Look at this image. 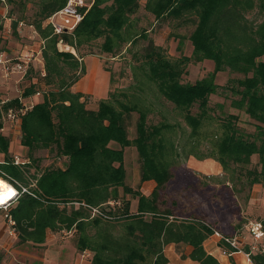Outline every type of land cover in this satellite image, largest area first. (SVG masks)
Here are the masks:
<instances>
[{
    "label": "trees",
    "instance_id": "trees-1",
    "mask_svg": "<svg viewBox=\"0 0 264 264\" xmlns=\"http://www.w3.org/2000/svg\"><path fill=\"white\" fill-rule=\"evenodd\" d=\"M19 1L32 2L38 9L30 26L43 41L44 76L51 86L43 100L22 116L23 144L31 151L55 147L67 158L64 168H48L29 176L26 166L9 158L10 141L0 132V153L5 156L0 167L19 190L9 208L19 242L43 244L50 232L67 231L76 233L78 250L93 253V264H169L165 249L172 244L178 251L191 246L188 257L199 264H221L204 243L216 230L233 236L241 231L240 225L221 227L219 218H210L211 212L186 184L172 192L170 183L183 155L218 160L225 171L221 178L225 185L238 182L240 170L258 154L261 169L250 168V182L264 186V0H94L73 34L63 36L55 34L45 21L68 0ZM142 5L157 19H170L177 28L191 29L195 56L213 60L215 71L230 68L252 73L240 81L242 89L234 90L241 97L233 103L241 108L245 105V112L258 122L256 133L241 132L231 118L218 117L222 122H215L209 111L210 96L219 88L214 75L195 83L183 82L191 58L173 61L153 40L136 57L137 81L129 90L101 99L96 109L87 106L84 93L72 90L85 73L83 55L60 50L59 40L63 38L80 51L103 39L101 49L116 56L125 45L147 38L133 18ZM20 21L14 20L15 29ZM2 29L0 14V32ZM35 92L31 85L24 95ZM162 98L181 112V121L167 120L166 111V120L150 122L152 106ZM13 104L19 105V98L3 107L8 110ZM195 105L197 113L191 111ZM134 113L138 114L137 135L131 139ZM112 142L120 147H113ZM133 144L142 159L140 181L156 182L149 195L127 184L124 148ZM190 175L201 179L193 172ZM211 177L205 176L202 182L211 186ZM22 186L28 191L22 192ZM122 194L138 198L134 210L128 201L122 210L116 206ZM260 221L264 226V217ZM219 245L235 251L223 239ZM250 250L249 244L245 251ZM182 256L186 257L184 252ZM251 260L264 264V251L251 253Z\"/></svg>",
    "mask_w": 264,
    "mask_h": 264
},
{
    "label": "rangeland",
    "instance_id": "rangeland-1",
    "mask_svg": "<svg viewBox=\"0 0 264 264\" xmlns=\"http://www.w3.org/2000/svg\"><path fill=\"white\" fill-rule=\"evenodd\" d=\"M89 1V0H88ZM0 14L4 15L3 8H0ZM9 14L14 20H23L27 23L20 31L13 27L12 32L1 31L0 47L7 51L10 56L16 57L28 49L37 51L42 45L41 38L35 33L34 28L30 24L38 17V9L32 2L26 5L19 0H9ZM136 22L135 25L139 30H145L147 38L139 39L135 44H127L122 52L115 56L113 53H107L101 49L103 39H98L92 45L84 46L80 51H76L77 56L94 55L99 57L106 65L112 77L110 81L109 95L121 90H129L136 81L134 74V66H137L136 57L144 52V48L148 45L149 40H153L156 45L161 46L168 58L173 61H181L182 56H189L191 61L188 63L186 71L182 75L183 82L195 83L198 80L214 75L216 84L219 88L216 93L210 96L209 111L215 118V122L221 123L218 117L223 119L231 118L242 132L253 134L257 132L258 122L245 112L243 108L234 105L233 101L238 100L241 95L236 93L235 89H242L239 85L240 81L252 73L238 72L230 68L225 70L215 71V62L210 59L194 54V46L190 39L191 29L183 27L177 28L174 21L170 19H157L152 13L148 12L142 5L133 16ZM66 44V43H65ZM71 46L69 44H66ZM62 45L60 50H69V47ZM130 48V49H129ZM73 52V51H72ZM36 54V53H35ZM81 60V58H80ZM82 61V60H81ZM91 64L90 58L87 62ZM181 79V78H180ZM31 85H35L36 92L30 97H25V91ZM51 88L46 83L42 64L34 61L29 74L23 77L19 74H14L11 77H4L0 71V102L5 103L16 98H23L29 103L36 104L43 100V95ZM133 90V89H132ZM36 95V96H35ZM123 98L121 96H118ZM101 96L86 97L87 106L96 108ZM158 102V103H157ZM152 106V112L149 114V120L152 123H160L166 120L163 113L166 111L169 114V121H181V112L175 110L173 105L165 101H157ZM5 103H2V107ZM11 107H18L13 104ZM4 109V107H3ZM5 110V109H4ZM191 111L199 112L198 105H195ZM166 116V115H165ZM138 114L134 113L129 128V137L134 139L137 135L136 121ZM22 118L12 121H5L3 129H0L10 141L8 150L9 158L15 162L16 157H19L20 165L26 166L29 176L40 174L48 168L65 167L67 158L58 154L55 147L41 148L31 151L23 144V134L21 129ZM113 147L119 148L120 145L112 142ZM204 151V146L201 147ZM124 164L127 170V184L134 190H140L143 194L149 195L155 185L154 180L141 182L142 159L139 155L135 144L124 148ZM23 162V163H22ZM16 164V163H15ZM18 165V164H16ZM261 169L259 164V155L252 156L251 164L244 165L240 170L238 182L225 184L221 182L225 171L221 163L213 158L198 159L194 155L181 157L180 167L175 169V176L170 183L172 192L180 191L181 184H186L193 194H197L198 202L208 208L212 214L211 219L219 218L221 227L228 228L230 224L240 225L241 232L244 237L240 240L241 246L245 249L252 240L246 231V224L253 220H260L264 217V186L262 182L251 185L252 176L249 174L251 167ZM193 172L198 178L196 180L190 173ZM214 175L218 177L213 178ZM206 177H211L209 183L211 186H206L202 180L206 181ZM255 177V176H254ZM33 185L35 180H32ZM213 193L215 196H213ZM122 200L116 203L118 208L124 209L125 203H130L131 210L137 206L138 198L131 194H122ZM11 203L13 201L10 200ZM184 202V201H183ZM15 204V203H13ZM8 205V204H7ZM5 206L0 208V256L2 264H43V248L41 244L21 243L17 238V234L11 233V227L5 219ZM11 207V206H10ZM9 207V208H10ZM221 233V232H220ZM53 234V235H52ZM49 247L57 249L53 254H58L63 248L70 253H83L85 251L78 250L76 246L77 237L75 232L56 231L51 233ZM222 235V233H221ZM77 250V251H76ZM221 247V253L223 254ZM80 256V255H79ZM90 263L91 257L86 256ZM67 260H69L67 258ZM69 263V261H68Z\"/></svg>",
    "mask_w": 264,
    "mask_h": 264
},
{
    "label": "built area",
    "instance_id": "built-area-1",
    "mask_svg": "<svg viewBox=\"0 0 264 264\" xmlns=\"http://www.w3.org/2000/svg\"><path fill=\"white\" fill-rule=\"evenodd\" d=\"M0 1H1L0 8L2 7L5 12L4 15L2 14V21H3L2 31L5 30L6 32H12V29H13L12 19L13 18L9 14V1L8 0H0ZM93 1L94 0H89V1L88 0H68L64 7L54 12L46 19L45 25H50L54 33L60 36H63L64 34H73L75 28L84 18L86 11L93 4ZM83 8H85V10H83ZM26 26H27V23L25 21H20L18 24V29L21 31L22 28ZM41 42H42V45L39 49H37L36 52H34L33 49H28L26 52L16 57L10 56L7 51L3 50L0 47V71L3 73L4 77H11L14 74H19L22 76V78L26 77L29 74L34 61H38V63H41L42 69L44 71V59L42 56L43 41L41 40ZM0 45H1V32H0ZM62 45L68 46L65 44L63 38L59 40L58 47H61ZM74 53L76 54V51H74ZM19 101H20V104L18 105V107H10L8 110H4L2 107V103H5V102L4 101H2V103L0 102V122H2V124L3 122L5 123V121L14 122L16 120H19L28 110H30L34 106V104L29 103L26 100H23V98L21 97L19 98ZM3 127H4V124H3ZM3 127L1 129H3ZM2 162L0 161V163ZM14 163L20 165L19 157H16V160ZM0 173H1L0 178H3L9 182L8 178H11V177L1 167H0ZM14 181L19 184L18 181L16 180ZM21 191L24 192L28 190L26 187L22 186ZM17 194H19L18 189H17L16 195ZM15 196L12 199H14ZM10 204H11V201L5 204H0V208L6 205L4 208L5 218L8 221L9 226L12 228L11 233L15 235L16 234V231L14 228L15 221L12 215L9 213ZM94 212L105 215L99 209H94ZM246 231L248 232L252 240V242L250 243V246H251L250 252L245 251V249L241 246L240 240L244 237L243 231L242 232L238 231L233 236H224L223 234L221 235V233L217 230L215 231L214 234L217 235L220 238V240L222 239L225 240V242L230 244V246H232L235 249V251L233 252L224 249L223 250L224 254L231 255L232 253H235V252H243L247 260L249 262H252L251 253L256 252L258 250L264 251L263 223L260 220L250 221L246 224Z\"/></svg>",
    "mask_w": 264,
    "mask_h": 264
},
{
    "label": "crops",
    "instance_id": "crops-1",
    "mask_svg": "<svg viewBox=\"0 0 264 264\" xmlns=\"http://www.w3.org/2000/svg\"><path fill=\"white\" fill-rule=\"evenodd\" d=\"M80 58L84 66L85 73L72 86V90L75 92H82L86 97L93 98V96H101V98L97 101L108 97L111 76L109 70L106 68L105 63L99 57L94 55H84ZM89 58L91 61L90 65L87 63ZM4 159V154L0 153V161L2 162ZM51 233L52 232L48 234L46 242L41 244L45 247L43 248V258H41L43 264H93V253L89 250H85V254L83 253V256L82 253H70L65 248H63L61 251H58V254H53L57 249L52 246H48L50 244L51 236L53 235H51ZM219 242L220 238L213 234L205 241L204 245L209 253L213 254L220 260L221 264H253V262H249L247 260L243 252H235L231 255L224 253L222 254ZM191 250V246H185L184 249L178 251L176 246L172 244L165 249V253L169 258V264H199L197 261H194L188 257ZM182 252L185 253L186 257L182 256ZM87 255L91 257L90 263L86 258ZM67 258L69 260H67Z\"/></svg>",
    "mask_w": 264,
    "mask_h": 264
},
{
    "label": "bare ground",
    "instance_id": "bare-ground-1",
    "mask_svg": "<svg viewBox=\"0 0 264 264\" xmlns=\"http://www.w3.org/2000/svg\"><path fill=\"white\" fill-rule=\"evenodd\" d=\"M69 50L75 51L73 47H69ZM3 178H0V180ZM17 189L11 183H3L0 181V204L9 202L15 195Z\"/></svg>",
    "mask_w": 264,
    "mask_h": 264
}]
</instances>
